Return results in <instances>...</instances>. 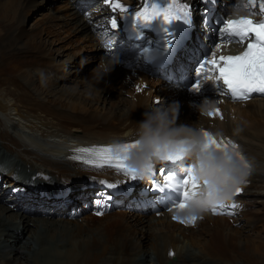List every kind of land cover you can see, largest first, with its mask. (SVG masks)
Masks as SVG:
<instances>
[{"label":"bare ground","instance_id":"obj_1","mask_svg":"<svg viewBox=\"0 0 264 264\" xmlns=\"http://www.w3.org/2000/svg\"><path fill=\"white\" fill-rule=\"evenodd\" d=\"M142 4L143 0H131L130 3L123 5L132 10L139 9ZM198 5L204 7L200 0H194L193 7ZM218 8L220 4L217 13L223 15L222 10ZM12 9L14 14L13 6ZM255 9L259 13V0ZM67 10L66 14L55 16L56 26L69 30L73 36L90 41L94 48L99 47L104 52L103 58L115 59L104 47L105 42L101 38V34L107 28L103 24L108 11L104 8H92L89 18L85 11L81 10L79 0H72ZM199 14L194 17L198 19ZM238 14L243 15L237 10L229 17L237 18ZM14 20L9 23L8 31L12 30ZM20 31L18 34L15 33L14 37L17 39L15 38L9 51L0 53V202L5 204L0 205V264H211L203 259L187 257L182 252L183 247H180L186 240L201 237L197 235V228L201 225L209 230L206 233L210 235L203 253L216 261V264H235L239 258L237 256L244 258L249 255L250 250L240 242L241 237L250 239L251 236L245 234L255 231L258 224L262 223L264 226V100L258 103L253 99L248 103H235L211 93L201 96L190 94L185 97L187 103L188 101L196 103L200 108H206L208 112L210 104L214 110H220L223 118L220 114L217 115V119L203 118L196 109L190 110L187 107L180 110L177 124L192 125L213 134L222 129L224 134L217 140H223L225 143L231 140L237 144V150L252 167L248 183L242 186L243 191L239 195L236 194L231 201L224 203V206H229L225 207V211L231 212V215L219 217L209 211L195 227L186 228L173 222V213H167L160 206L156 207L153 195H142L144 182L140 181V186L130 189L126 195L115 196L108 188L104 193L103 178L120 174V178L123 177L124 180L132 179L122 176L115 169L99 173L95 169L85 167L79 161L71 163L68 159L74 144L120 143L135 140L137 124L144 120L146 112L155 107L153 102L151 108L147 107L146 103L150 102L149 96L146 95L147 86L157 85L159 81L151 78L142 66L137 68L123 64L120 67L118 60L113 76H117V79L124 76L125 80H133L136 87L133 105L130 108H117L118 110L111 113H96L87 109L82 111V106L79 109L74 103L67 107L60 106L46 86L42 92L35 91L36 88L30 84L29 71L24 69L22 63L15 64L17 61L30 59L35 54L45 57L41 50L36 51L27 45H21ZM199 32L202 34L198 35L200 41L211 42V39L208 40L205 36L208 33L210 36L213 35L207 27L203 25ZM193 35L195 36L194 33ZM194 36L187 41L186 49L178 54L172 65L173 71L176 72L181 64L187 69L184 59L192 57L190 49L194 52L199 51ZM114 41L115 39L110 38L111 43ZM237 50L236 47L229 45L222 47L224 53L236 54ZM166 92L163 90L161 93L165 95ZM175 93L182 97L185 89L176 86ZM234 116L237 117L236 122L232 120ZM237 125L243 127L238 136L233 134V129ZM163 164L158 162L155 165L160 168ZM31 176L43 182L45 179L42 176L53 178L59 176V181L62 182L64 178L69 179L73 176L90 178L96 179V185L94 188L59 186L48 190L26 182L25 178ZM1 182L9 186H3ZM15 189H23L25 193L17 194ZM58 194L67 196L61 199L54 197ZM103 195L114 196L111 211L116 212L102 218L95 216L94 213L98 211L97 201L102 200ZM233 203L241 207L232 209L230 206ZM11 205L15 206L16 214ZM123 209L138 210L142 214L138 216L134 213L121 212ZM77 210L82 214L87 213L81 223L71 222L70 215H67ZM31 213L59 216L62 219L39 220L28 215ZM63 217H68V220H64ZM242 218H248L249 225L234 231L233 225ZM91 220L95 225L89 224ZM147 227L149 230H146ZM26 235L28 237L25 240ZM148 235L151 237L152 246L147 254L149 259H143L145 254L143 243ZM259 235L255 238H260ZM20 239L25 240L21 246ZM171 252L177 257V261L172 259Z\"/></svg>","mask_w":264,"mask_h":264},{"label":"rangeland","instance_id":"obj_2","mask_svg":"<svg viewBox=\"0 0 264 264\" xmlns=\"http://www.w3.org/2000/svg\"><path fill=\"white\" fill-rule=\"evenodd\" d=\"M130 1L131 0H128L126 2L123 1L120 3L127 4L130 3ZM229 2L230 3L224 7L221 0L220 8H218L219 10H222V12L224 13L222 16L226 18L227 15L232 16L233 13L237 11L235 5L238 2H244V0H229ZM71 4L72 0H28V2L27 0H0V53H7L9 51V49L13 46V42L15 41V33L18 34L19 30H21L20 36L22 40L18 38V40H21V45H27L28 48L34 49L36 51L41 50L40 52L45 55V57H42L43 55L40 56L38 54H35L30 59L17 61L18 63L15 62V64L22 63L24 69L29 71L30 84L34 88H36L35 91L42 92L44 91L43 89L46 86V89L53 93L54 99H57L56 103L60 104V106L63 105L64 107H67L71 103H74L75 105L77 104L79 106V109L82 106V111L87 109L96 113H111L120 108H130L133 105L134 93L136 91L133 80H125L124 76H120V78L117 79V76H113L115 74L114 70L113 72L105 76L99 84H96L95 80L93 79V70L97 69L98 65L101 63L104 52H102L99 47H92L93 44L90 43V41L83 40L82 37L78 38V36H73L69 30L59 29V27L56 26L57 20L55 19V16L66 14V12L68 11V6H70ZM12 6L14 7V14ZM200 12L201 11H199L198 9L194 12V15L196 16ZM12 20H14V26L12 30L8 31V25ZM196 26L197 28L193 33L195 35H202L199 30L201 29L203 24H196ZM200 42L204 44L206 43L207 47H209L211 43L206 41L204 42L203 40L199 41L196 47L200 52H204L205 50V48L200 47ZM195 43H197V41H195ZM184 62L187 66H189L190 58L187 57L186 59H184ZM119 65L121 67L122 63H120ZM148 75L151 78L159 81V84L157 83V85L147 86L146 95L149 96L150 99V102L146 103L147 107L151 108L152 102L153 106H163L164 109L176 103H179L180 110L182 108L188 107L187 109L190 110L196 109L203 118L213 117L217 119L218 114H215L216 112L214 110V107H212L210 104L208 105V113H213V115H204L200 111V107L196 103L193 104L190 101H188L187 103L185 101V97L190 95L186 90L185 94L182 97H178L175 93L177 85L172 86L165 79H162L159 76L150 74ZM149 88H152V90L150 91ZM163 90L167 91L165 95L162 94ZM169 91L173 93H169ZM253 100H255L256 103H258V101H262L261 98H254ZM206 102L208 101L206 100ZM232 120L236 122L237 117L234 116ZM42 177L45 179V182L35 179L34 176L25 178V181L28 183H33L41 188L45 187L44 189L48 190L58 188L59 186L94 188L93 186L96 185V179L90 178L82 179L73 176L69 177V179L64 178L62 182L59 181V176L57 178H53L50 176ZM107 178L114 181L120 178V174L115 177L109 176ZM99 180L100 179H98V181ZM1 184L3 186L7 185V183L4 182H1ZM8 186L9 184L7 185V187ZM6 199H8V196L6 197ZM0 205L5 206L3 202H0ZM11 208L14 209L13 212H15L14 214H16L17 210H15V206L11 205ZM115 212L116 210H113L110 211V213H105L103 216L105 217L106 215L113 214ZM121 212H129L131 214L134 213L138 216L142 214L138 210L131 209H123V211ZM32 213L28 215H30L34 219H62V217L59 216H46L41 213L32 215ZM86 215L87 213H84L82 214V216H75L76 218L71 216L69 217V220L71 222L78 221L79 223H81ZM234 217H236V215ZM63 218L66 221L68 220V217ZM230 221H232V219ZM89 224L95 225L92 220L89 221ZM248 225V218H242L241 221L233 225V228L235 229L234 231H238L239 229L241 230ZM146 230H149V228L147 227ZM254 230L255 231L245 234V236H251L253 240L251 238L247 239L243 236L241 237L240 242H242L243 245L249 248L250 252L246 251L249 252V255L244 258L241 256H237L239 258L236 259L237 261H235V264H264L262 262L264 261V226L262 225V223L258 224ZM208 231L209 230L204 225H201V227L197 228V235H201V237H196V239H193L195 242L190 239L186 240L183 245H180V247H183V254H185L187 257L192 256L196 257L197 259H203L207 263L216 264V261L211 260L206 256L205 253H203V248L208 244L210 240V235L206 233ZM257 235H259L260 238H255ZM27 237L28 235H26L25 240L27 239ZM150 239L151 237L150 235H148L146 236V240L148 242L144 240L143 249L145 251V254L143 253V259H149L147 257V254L152 246ZM25 240L20 239L19 241H22V243H20L19 246H21V244H24ZM18 253L20 255V252Z\"/></svg>","mask_w":264,"mask_h":264},{"label":"snow or ice","instance_id":"obj_3","mask_svg":"<svg viewBox=\"0 0 264 264\" xmlns=\"http://www.w3.org/2000/svg\"><path fill=\"white\" fill-rule=\"evenodd\" d=\"M104 4L110 5L112 12L119 11L123 14L122 19L130 23L132 30L138 35L142 30L153 27L159 28L165 35L164 51L180 48L186 37V29L178 25L176 22L182 21L183 25H192L191 10L186 4L180 3V0H143L142 7L130 10L127 6L120 3V0H102ZM215 4V0H208ZM258 0H247L246 3L236 4L235 7L239 11L241 7L251 10L257 6ZM264 15V0H259V13ZM218 23L221 27L217 31L218 41L209 50V53L199 62L196 69V75L200 79L194 85L195 91H199L202 80L211 82H222L225 90L221 92V96L230 95L233 100L248 101L253 94L264 96V19L254 21L251 18L240 17L238 19L220 20ZM112 29L118 28L116 16L110 19ZM177 31L180 35H177ZM179 37V38H178ZM238 43L246 45L245 50L237 55H225L222 53V47L228 44ZM146 57L151 58L153 53L150 49H145L143 53ZM140 91V89H137ZM216 114L222 113L219 109L215 110ZM213 115V113H209ZM204 135L210 137L207 147L216 149L223 148L227 150L229 145L232 149H238V145L228 140L217 141L210 136L208 131ZM138 146V142L119 143L116 146H94L80 147L74 149V155L69 157L72 160L82 161L84 165L91 166L95 169L111 168L118 173L129 177L132 180L137 179L135 170L128 166L129 153ZM180 155L169 156L168 160L180 158ZM150 173L153 168L149 169ZM187 177L182 181H177L174 176L165 177L167 187H177L183 190V201L175 205L178 209H183L187 201L194 197L201 185L195 181L191 174L192 168L188 169ZM109 188L116 187L115 184H109ZM243 189L237 190L239 195ZM104 206V201H97ZM229 207V206H222ZM232 209H238L241 205L233 203ZM215 213L216 209H212ZM97 215H103V210H98ZM231 215V212L223 213ZM173 219L180 220L179 217ZM196 217L180 220L186 225L195 226Z\"/></svg>","mask_w":264,"mask_h":264},{"label":"clouds","instance_id":"obj_4","mask_svg":"<svg viewBox=\"0 0 264 264\" xmlns=\"http://www.w3.org/2000/svg\"><path fill=\"white\" fill-rule=\"evenodd\" d=\"M244 10L241 7L240 11ZM118 62L117 58H102L93 70L96 84L113 72ZM179 111L180 105L176 103L166 109L155 106L146 112L134 133L138 146L129 153L127 163L135 170L137 178L147 182L151 180L149 169L156 163L168 160L170 155L189 158L193 163L191 174L201 188L182 210L185 218L198 219L231 201L237 190L248 183L252 167L237 149L207 147L210 137L205 136L201 128L178 125ZM200 111L209 114L204 107ZM242 131L243 127L237 125L233 134L238 136ZM223 134V130L218 129L210 136L218 139Z\"/></svg>","mask_w":264,"mask_h":264}]
</instances>
